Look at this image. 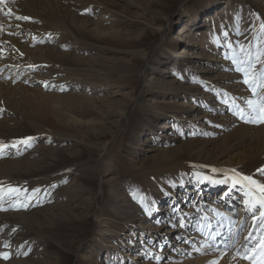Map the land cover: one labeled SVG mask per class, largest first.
<instances>
[{
  "label": "rangeland",
  "instance_id": "rangeland-1",
  "mask_svg": "<svg viewBox=\"0 0 264 264\" xmlns=\"http://www.w3.org/2000/svg\"><path fill=\"white\" fill-rule=\"evenodd\" d=\"M261 23L264 0L0 4V187L27 190L18 199L28 205L0 200V253L10 254L0 264L233 258L253 223L243 193L226 196L229 184H200L194 173L222 179L211 169H235L264 182L252 140L264 125L233 114L254 97L225 58L224 37L264 45ZM202 216L233 237L224 253L201 247Z\"/></svg>",
  "mask_w": 264,
  "mask_h": 264
},
{
  "label": "snow or ice",
  "instance_id": "snow-or-ice-1",
  "mask_svg": "<svg viewBox=\"0 0 264 264\" xmlns=\"http://www.w3.org/2000/svg\"><path fill=\"white\" fill-rule=\"evenodd\" d=\"M5 3V0H0V4ZM8 15H12L11 12ZM17 20H29V17L16 16ZM259 31L261 35H264V23L259 25ZM225 46L228 49L226 59L231 61L233 70L240 73L242 76V83L247 85L252 97L246 100V107L237 106L236 111L233 113L241 121L253 124L264 125V45L259 43L255 45H249L246 47L243 44L233 45L228 41V33H224ZM259 40V38H257ZM219 43V42H218ZM259 65V67H258ZM31 138H27L24 141H18L16 143L28 144ZM15 146V144L13 145ZM8 145L0 143V153L3 152ZM264 171V170H261ZM214 174H221L222 179H215L213 176L203 175L199 172L194 173V178L197 183L203 184L205 182L210 184H229V192L225 195H229L232 189L239 187V190L243 193V204L245 210L251 215L253 221L252 228L245 237L246 243L239 249L235 250L233 259H239L247 261L248 264H264V182H259L251 176L242 175L235 169L223 171L218 169H211ZM175 187V185H170ZM55 187V186H53ZM27 190L16 187H0V200H3L5 196L12 198L16 197V206L27 208L26 203H21L18 197ZM36 189L34 192H38ZM141 203L145 213L151 214L152 209L149 203L144 197H136ZM31 199V197H28ZM200 211V209H197ZM215 216L221 217L222 214L215 209L211 210ZM234 223L230 220V224ZM181 228L185 227L184 223H180ZM243 223H241V228ZM197 231L201 236L205 238L204 244L201 247L207 246L209 249L219 250L224 253L228 250V240L233 239L231 234L228 237H223L219 232H213L211 218L208 216H202L197 224ZM255 233V235H254ZM239 236V229L236 233V238ZM220 237L223 241V247L219 243H214ZM177 239H181L177 237ZM187 243V241H185ZM7 246V245H6ZM234 247V245H232ZM201 254H204L201 252ZM10 254L7 252L0 253V259L8 260ZM158 264L161 257H155ZM210 264H218L217 260H213Z\"/></svg>",
  "mask_w": 264,
  "mask_h": 264
},
{
  "label": "bare ground",
  "instance_id": "bare-ground-1",
  "mask_svg": "<svg viewBox=\"0 0 264 264\" xmlns=\"http://www.w3.org/2000/svg\"><path fill=\"white\" fill-rule=\"evenodd\" d=\"M0 89H2V90H4L5 89V85H0ZM27 92V90H25L23 93H26ZM7 95L5 94V97H6ZM14 100H16V99H14L13 98V101ZM246 129V128H245ZM247 132V131H246ZM248 133V132H247ZM246 134V133H245ZM2 135V134H1ZM252 140L254 141V142H256V143H258V147L260 148V150L261 151H263L264 152V128H262L261 130H257L256 132H255V134L253 135V137H252ZM248 148V147H247ZM246 148V149H247ZM250 148V147H249ZM254 150V149H253ZM247 152V154H245L244 155V157L246 158L252 151L251 150H248V151H246ZM243 153V152H242ZM244 154V153H243ZM250 156V155H249ZM235 158H237V157H235ZM242 159H243V157H242ZM235 160V159H234ZM224 260H226L227 262L226 263H224V264H234V263H236V262H234L233 261V258H232V256H228V257H226V258H224ZM240 263V262H239ZM240 264H243V263H240Z\"/></svg>",
  "mask_w": 264,
  "mask_h": 264
}]
</instances>
